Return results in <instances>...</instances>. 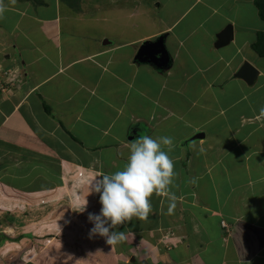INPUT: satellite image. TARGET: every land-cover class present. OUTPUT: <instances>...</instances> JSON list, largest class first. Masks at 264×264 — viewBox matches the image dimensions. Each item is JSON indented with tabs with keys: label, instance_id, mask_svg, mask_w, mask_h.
<instances>
[{
	"label": "crops",
	"instance_id": "obj_1",
	"mask_svg": "<svg viewBox=\"0 0 264 264\" xmlns=\"http://www.w3.org/2000/svg\"><path fill=\"white\" fill-rule=\"evenodd\" d=\"M0 2V62L22 79L0 91V264H46L51 249L59 264L106 259L117 245L90 235L89 214L102 208L91 181L123 170L141 135L173 139L164 150L176 175L168 192L153 193L146 219L113 229L132 251L115 264H264V56L254 47L264 20L256 0H190L133 39L93 33L63 0ZM227 25L234 39L217 48ZM158 35L169 64L136 59ZM246 61L259 70L252 84L236 77ZM227 133H237L233 146L219 147ZM68 191L88 201V217L74 232H45L42 219H79L61 208Z\"/></svg>",
	"mask_w": 264,
	"mask_h": 264
},
{
	"label": "clouds",
	"instance_id": "obj_2",
	"mask_svg": "<svg viewBox=\"0 0 264 264\" xmlns=\"http://www.w3.org/2000/svg\"><path fill=\"white\" fill-rule=\"evenodd\" d=\"M6 10V5L0 2V17ZM172 144L173 139L168 136L153 139L141 135L131 142L128 162L123 170L102 174L91 181L92 192L99 194L102 208L99 214H89V221L94 224L90 235L106 237L107 243L114 246L126 236L123 231L113 229L133 217L143 220L149 216L153 193L168 192L176 175L175 162L164 150V146ZM170 199L174 201L175 196ZM87 204L88 201L77 211H84ZM174 207L173 203L169 211Z\"/></svg>",
	"mask_w": 264,
	"mask_h": 264
},
{
	"label": "rangeland",
	"instance_id": "obj_3",
	"mask_svg": "<svg viewBox=\"0 0 264 264\" xmlns=\"http://www.w3.org/2000/svg\"><path fill=\"white\" fill-rule=\"evenodd\" d=\"M63 1L66 4H69L70 6H73V5L77 6L76 7L77 9H74V10L80 12V17L81 15L83 16L82 18L84 19V21L87 22L86 26L90 28L93 33L101 35L103 33L114 34L115 32L116 34L119 35L121 34V32L125 31L126 36L131 37V39L136 38L141 34H142V37L147 36L148 34H151L152 31H155L158 29L157 27L162 22V19L163 20L165 19V16L173 18L179 12L183 11V9L186 6H188V4L190 3V0H171V2H168V3H167V0H63ZM170 4H173L176 9L174 11L170 10L168 12L167 8L171 9ZM260 4L263 6L262 11L264 13V3L261 2ZM255 5L258 8L257 3H255ZM104 16H106L107 18L111 20L103 21ZM165 27H167V25ZM109 28L112 32L108 31ZM151 36L153 37L154 34ZM153 38L151 40H148L147 38L145 41H150V42L156 41V39L154 40ZM156 38H159V35ZM262 47L263 45L261 47L257 46L258 48L257 51L259 55H262L260 51L263 52L264 50L262 49ZM0 65L2 66V67L0 66V80H3L5 77L7 78L8 75L5 76V70H6L5 65L2 62H0ZM17 73H20V72H17ZM8 78H13V77L9 76ZM7 81H9V79L6 80L5 82ZM5 82L3 81V83ZM13 83L15 84V86L16 85L18 86L19 84L22 83V79H19L17 75L16 77L13 78ZM140 126H143V124H141ZM227 134L228 136H225L222 140H220L219 147H221V145L223 146L227 145L229 148L233 146L234 141H235L234 137L235 135L237 136V133H227ZM259 135L260 134H255V136H259ZM243 137L241 136V138L238 137L237 139L243 140ZM68 193L66 194L67 200H63V202H61L62 204H64L61 208L64 209L65 211L68 210V207H71L69 209L70 211L72 209H75L76 211L75 213H77L78 218H79L77 219L78 222L76 221L75 224H71L70 219L68 218V221H66L64 219L65 218L64 216L62 217L58 216V217L49 218V219L48 218L42 219L43 221L46 220V222H48L47 225L49 223L51 224V225L49 224L48 227L44 229L45 232L51 229L55 231V234H54L55 236L59 234L64 235L67 232H71V231L74 232L73 230L79 229L80 227H82L81 226L82 219H85L88 217L86 216V212L88 211L87 210L88 204L84 211H77V210H80L81 206L85 204L87 201L84 200L83 198L77 199L76 197L74 199H71V193L69 194ZM48 202L49 201L45 203L46 208L48 205H50V204H47ZM180 212H182V209H180ZM182 219H184L183 215H182ZM28 221L31 224L38 225L41 229L44 228L45 226V224L43 225V221H41V219H38V220L29 219ZM222 225H226V223L223 221ZM67 227L69 229H67ZM126 243H127L126 241H122L120 244H117V246L114 247V249H112L111 253L107 254L108 256L106 257V259L101 260V262H97V263L98 264L100 263L101 264H115L116 260H121L120 262H125L126 260L123 255L129 256L130 253L132 252V251L130 252L129 250H126L127 247L123 248L122 245ZM130 243L133 245L132 242ZM89 244H94V243L90 242ZM117 247H122L124 251H118L119 249L115 250V248ZM78 248L80 247L78 246ZM79 250L84 253V251L81 249L74 250V251L77 252ZM50 251L53 252V249L49 250L46 253V256L44 257V258L49 259V261L47 260H43V261L44 262L47 261L46 264L61 263L59 262L61 259L58 260L57 258L58 256L53 255V254L50 256ZM32 256L34 257L35 255H32ZM194 256L200 259V255L195 254ZM223 259H224L223 260L224 264H226L228 260L225 257ZM127 262H129L128 259H127ZM141 263L146 264V262H141ZM41 264H45V263L41 262Z\"/></svg>",
	"mask_w": 264,
	"mask_h": 264
},
{
	"label": "water",
	"instance_id": "obj_4",
	"mask_svg": "<svg viewBox=\"0 0 264 264\" xmlns=\"http://www.w3.org/2000/svg\"><path fill=\"white\" fill-rule=\"evenodd\" d=\"M233 39V26L227 25L220 33H218L215 45L217 48H221L231 43ZM107 42L110 41L107 40ZM163 42V37H159L153 42H143L140 45L135 58L140 60L154 61L158 67L167 66L169 64L170 58ZM258 73L259 70L251 62L246 61L237 71L236 77L242 78L247 83L252 84L257 78ZM202 134L199 135L202 136Z\"/></svg>",
	"mask_w": 264,
	"mask_h": 264
},
{
	"label": "trees",
	"instance_id": "obj_5",
	"mask_svg": "<svg viewBox=\"0 0 264 264\" xmlns=\"http://www.w3.org/2000/svg\"><path fill=\"white\" fill-rule=\"evenodd\" d=\"M261 2L264 3V0H256V3H257L258 8H259L260 16H261L262 19L264 20V13H263V11H262L263 6L260 4ZM262 45H263L262 49H264V31L261 32V33L259 34L258 40H257V42L254 44V47H255L256 49H258L257 46H260V47H261ZM260 53L262 54V56H264V50H263V52L260 51Z\"/></svg>",
	"mask_w": 264,
	"mask_h": 264
},
{
	"label": "built area",
	"instance_id": "obj_6",
	"mask_svg": "<svg viewBox=\"0 0 264 264\" xmlns=\"http://www.w3.org/2000/svg\"><path fill=\"white\" fill-rule=\"evenodd\" d=\"M8 69H6L5 70V76L6 75H8V77L10 76V77H16L19 73H17L18 71H16L15 73L13 72V71H11V70H8ZM4 78L3 80H0V91H5L6 89H8L9 87V84H13L14 85V83H13V78ZM9 79V81H7V82H5L6 80H8ZM3 81L5 82V83H3Z\"/></svg>",
	"mask_w": 264,
	"mask_h": 264
}]
</instances>
